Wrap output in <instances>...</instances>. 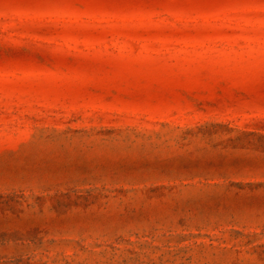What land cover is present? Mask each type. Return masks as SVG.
Returning <instances> with one entry per match:
<instances>
[{
    "label": "rangeland",
    "instance_id": "obj_1",
    "mask_svg": "<svg viewBox=\"0 0 264 264\" xmlns=\"http://www.w3.org/2000/svg\"><path fill=\"white\" fill-rule=\"evenodd\" d=\"M0 264H264V0H0Z\"/></svg>",
    "mask_w": 264,
    "mask_h": 264
}]
</instances>
